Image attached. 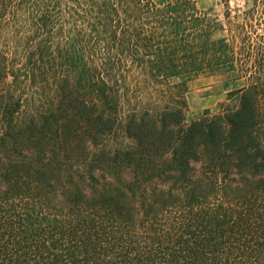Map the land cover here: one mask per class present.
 Segmentation results:
<instances>
[{
  "label": "trees",
  "instance_id": "16d2710c",
  "mask_svg": "<svg viewBox=\"0 0 264 264\" xmlns=\"http://www.w3.org/2000/svg\"><path fill=\"white\" fill-rule=\"evenodd\" d=\"M244 2L232 24L228 3L0 0V264H264V0ZM215 75L239 87L187 121Z\"/></svg>",
  "mask_w": 264,
  "mask_h": 264
},
{
  "label": "rangeland",
  "instance_id": "374dc122",
  "mask_svg": "<svg viewBox=\"0 0 264 264\" xmlns=\"http://www.w3.org/2000/svg\"><path fill=\"white\" fill-rule=\"evenodd\" d=\"M229 4L232 18L230 22L237 24L242 21L239 15L247 9L245 8L244 0H198L200 10L207 11L213 9V13L217 14L221 20H225V12ZM237 16L238 19L233 18ZM258 33L264 31V22L261 27L257 26ZM227 78L224 75L204 76L200 77L189 85V92L185 95L188 101L187 121H195L202 117L206 112L215 114L218 111V106L226 99L228 90H231L239 85L231 84L226 87Z\"/></svg>",
  "mask_w": 264,
  "mask_h": 264
}]
</instances>
